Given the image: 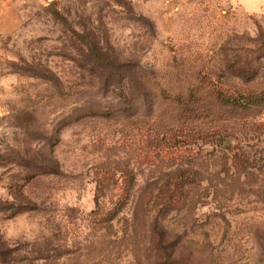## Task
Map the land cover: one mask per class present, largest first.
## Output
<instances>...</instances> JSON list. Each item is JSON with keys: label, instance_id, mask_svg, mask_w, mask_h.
Masks as SVG:
<instances>
[{"label": "rangeland", "instance_id": "1", "mask_svg": "<svg viewBox=\"0 0 264 264\" xmlns=\"http://www.w3.org/2000/svg\"><path fill=\"white\" fill-rule=\"evenodd\" d=\"M1 1L0 264H264V0Z\"/></svg>", "mask_w": 264, "mask_h": 264}, {"label": "trees", "instance_id": "2", "mask_svg": "<svg viewBox=\"0 0 264 264\" xmlns=\"http://www.w3.org/2000/svg\"><path fill=\"white\" fill-rule=\"evenodd\" d=\"M247 65V64H246ZM245 65V68L243 71H238L237 75L243 79L244 81H251L256 77L257 71L252 67ZM216 92H211L209 93L210 95L213 96V94H215ZM217 96H220V94L217 93ZM119 100L124 104L126 102L127 96L123 95L122 93L118 94ZM179 99L178 97L176 98ZM221 103H224L225 105H227L228 103L233 104L232 108L233 109H242V110H246L249 108H254V107H258L262 104H264V91H259V92H250V93H246L244 95H238L236 97H233L232 100H226L224 97L220 98L219 100ZM182 108H184L182 106ZM181 111H185V109L180 110ZM189 132V133H187ZM177 133L179 134V137L183 138L184 141H186V143H193V141L196 139L197 136L202 135L200 129L197 130H193L192 131H177ZM178 136L172 135L169 139H158V142H153L154 143V147L156 148H161L162 146H167V150L164 154L165 155L168 153V150H171V146H173L172 143L178 144L179 141L175 140L177 139ZM180 138V139H181ZM152 140H157V138H152ZM177 142V143H176ZM169 147V148H168ZM172 176H174V181L172 183H168L166 184L165 187L160 186L158 193L160 192V194H164V192H166L167 194V200L168 203H176L177 201H179L181 198L184 197V193H182V185H184V183H192L194 182V175L190 176L189 174V170L188 169H177L174 172L171 171L170 172ZM195 174V173H193ZM117 173L113 172L111 173V180H114L116 177ZM129 177V176H128ZM125 174H121L118 179L117 182L121 181L120 184L118 185L119 187V196L118 198L122 201L126 200L128 198V194H129V188L124 186V184H126L125 181ZM128 181L130 179H127ZM102 188L103 185L101 184H97L96 186V195H95V209L94 212H98L101 211V213L104 214L103 217V221L106 224H109L111 220H113V218L117 215V208H114L113 210H107L106 212H103V210L101 209V206L99 205L98 202V198L99 196L102 194ZM165 188V190H164ZM158 196V194H157ZM179 200H176L175 198H178ZM145 197L140 195L138 197V200L135 202L134 208H133V212H132V224L130 226V228H133V225H135V223L140 221V210L141 209H145L147 206V202L149 201L148 197H147V201H145L144 199ZM180 203V201H179ZM109 226V225H108ZM141 229V228H140ZM140 229H136V225H135V229H133L134 231L136 230H140Z\"/></svg>", "mask_w": 264, "mask_h": 264}, {"label": "crops", "instance_id": "3", "mask_svg": "<svg viewBox=\"0 0 264 264\" xmlns=\"http://www.w3.org/2000/svg\"><path fill=\"white\" fill-rule=\"evenodd\" d=\"M11 10L12 7L9 3L0 0V25L10 20ZM1 29L0 26V35H2Z\"/></svg>", "mask_w": 264, "mask_h": 264}]
</instances>
